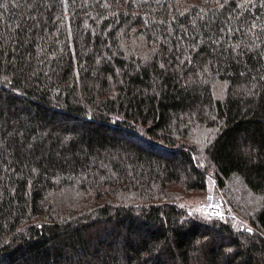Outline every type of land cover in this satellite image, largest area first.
Masks as SVG:
<instances>
[{
    "label": "trees",
    "instance_id": "1",
    "mask_svg": "<svg viewBox=\"0 0 264 264\" xmlns=\"http://www.w3.org/2000/svg\"><path fill=\"white\" fill-rule=\"evenodd\" d=\"M0 264H264V0H0Z\"/></svg>",
    "mask_w": 264,
    "mask_h": 264
},
{
    "label": "rangeland",
    "instance_id": "2",
    "mask_svg": "<svg viewBox=\"0 0 264 264\" xmlns=\"http://www.w3.org/2000/svg\"><path fill=\"white\" fill-rule=\"evenodd\" d=\"M238 186L237 183H230L229 186L226 188H219L216 186V183L212 177L207 178V185L203 192H194L193 195L186 197L184 199L185 205L194 212L199 213L200 215H205L206 217H213L217 219L224 220L225 218H231V223L233 226L239 225V227L246 226V221L243 220L245 211L242 210L241 212L237 210V213L232 207V193H237L236 187ZM241 193V192H240ZM209 195L215 196L217 200L218 208L216 209L215 214H208L207 212V201L209 199H214L213 197H209ZM239 196V193H238ZM208 198V199H207ZM250 199V198H249ZM247 227V226H246Z\"/></svg>",
    "mask_w": 264,
    "mask_h": 264
},
{
    "label": "built area",
    "instance_id": "3",
    "mask_svg": "<svg viewBox=\"0 0 264 264\" xmlns=\"http://www.w3.org/2000/svg\"><path fill=\"white\" fill-rule=\"evenodd\" d=\"M209 197H213L214 199H209L207 201V205H206L207 206V212H208V214H215L216 209L218 208L217 200H216L215 196H213V195H209L208 198Z\"/></svg>",
    "mask_w": 264,
    "mask_h": 264
}]
</instances>
